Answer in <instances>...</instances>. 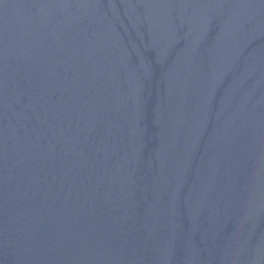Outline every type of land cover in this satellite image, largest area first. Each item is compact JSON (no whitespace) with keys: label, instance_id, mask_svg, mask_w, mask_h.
<instances>
[{"label":"water","instance_id":"water-1","mask_svg":"<svg viewBox=\"0 0 264 264\" xmlns=\"http://www.w3.org/2000/svg\"><path fill=\"white\" fill-rule=\"evenodd\" d=\"M0 264H264V0H0Z\"/></svg>","mask_w":264,"mask_h":264}]
</instances>
